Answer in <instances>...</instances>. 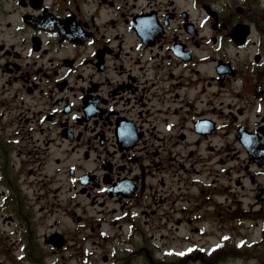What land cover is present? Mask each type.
Here are the masks:
<instances>
[{"label":"flooded vegetation","instance_id":"flooded-vegetation-1","mask_svg":"<svg viewBox=\"0 0 264 264\" xmlns=\"http://www.w3.org/2000/svg\"><path fill=\"white\" fill-rule=\"evenodd\" d=\"M68 249L264 264V0H0V264Z\"/></svg>","mask_w":264,"mask_h":264},{"label":"rangeland","instance_id":"rangeland-1","mask_svg":"<svg viewBox=\"0 0 264 264\" xmlns=\"http://www.w3.org/2000/svg\"><path fill=\"white\" fill-rule=\"evenodd\" d=\"M82 152L83 151H80L78 154L74 155L75 162L73 164H76V165L78 164V166L80 167V172L79 173H82L86 169L95 170V169H98L101 166L103 159L102 160L98 159V157L100 155L99 153L93 154L91 156V158L88 160L87 158H85V155H83ZM58 158L61 159V163L59 164L60 166L58 167V169L61 170V168H62V171L59 172L58 180L59 181L63 180L65 182L64 183L63 192L60 193L61 192L60 191L59 195H58V209H59V212H61V213L65 212V213H70L71 214L74 211L73 204H70V200H69L70 199V197H69L70 195L67 194L66 191L68 189V185H67V183H68V174H67V171H68V167H69L70 163H72V162H70L69 156L64 154V153H62V152H58ZM79 201L84 203L85 202V198L79 197ZM73 202H74V204L76 203V201H73ZM88 204H89V201L87 202V205ZM50 208H51V213H50L51 215L49 216V215L45 214L44 220L48 219V220H52V221L48 225L43 224V226L41 228V232H42L43 236H45V235L50 236L51 235L49 229H50V224L53 223V220H54V218H53L54 208L53 207H50ZM82 210H83V207H81L80 212H82ZM59 218H60V220H59V224L60 225L58 226L59 231L60 232H63V231L69 232L68 228L71 226V223L68 222L67 225L62 226L61 222H60V221H62V218L61 217H59ZM70 230L71 231L74 230L73 227ZM34 233H35V231H34ZM68 248H70V247H68ZM48 250L49 249H47L46 252H48ZM82 252H83L82 248H77V249L74 250V253H73V255L75 256L73 258L74 261L78 260L79 262H81ZM256 253L257 252H254V253L251 252V255L254 256ZM43 255H45L44 252H41V251L38 250L36 252L35 256H40V257H38L39 259H41L43 257L42 260L45 263L46 259L44 258ZM71 256H72L71 255V251L69 249L58 252V257L60 258V264L64 263V261L61 259V257L65 258L66 262L71 264L72 263L71 260H70ZM83 256H84V254H83ZM234 264H237V263H234Z\"/></svg>","mask_w":264,"mask_h":264}]
</instances>
